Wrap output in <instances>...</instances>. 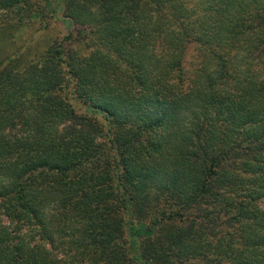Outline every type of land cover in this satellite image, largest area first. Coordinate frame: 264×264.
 Returning <instances> with one entry per match:
<instances>
[{
	"label": "trees",
	"instance_id": "obj_1",
	"mask_svg": "<svg viewBox=\"0 0 264 264\" xmlns=\"http://www.w3.org/2000/svg\"><path fill=\"white\" fill-rule=\"evenodd\" d=\"M63 8L43 62L0 64V264H264V0Z\"/></svg>",
	"mask_w": 264,
	"mask_h": 264
},
{
	"label": "rangeland",
	"instance_id": "obj_2",
	"mask_svg": "<svg viewBox=\"0 0 264 264\" xmlns=\"http://www.w3.org/2000/svg\"><path fill=\"white\" fill-rule=\"evenodd\" d=\"M65 0H49L41 3L43 16L39 19L20 20L15 13L0 11V64L14 71H23L29 64L43 62L47 51L56 43L61 42L70 33L76 31V26L65 17ZM87 54L89 49L78 48ZM92 51V48L90 47ZM195 50L191 48L187 55V63L195 60ZM70 102L79 111H84L82 105L68 93ZM138 246L133 247L135 257L139 255ZM190 264H202L194 260Z\"/></svg>",
	"mask_w": 264,
	"mask_h": 264
}]
</instances>
